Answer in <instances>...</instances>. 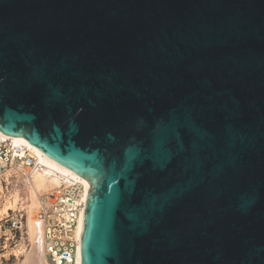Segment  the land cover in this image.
Segmentation results:
<instances>
[{
    "label": "water",
    "instance_id": "water-1",
    "mask_svg": "<svg viewBox=\"0 0 264 264\" xmlns=\"http://www.w3.org/2000/svg\"><path fill=\"white\" fill-rule=\"evenodd\" d=\"M0 132L90 183L81 264H264V0H0Z\"/></svg>",
    "mask_w": 264,
    "mask_h": 264
},
{
    "label": "built area",
    "instance_id": "built-area-1",
    "mask_svg": "<svg viewBox=\"0 0 264 264\" xmlns=\"http://www.w3.org/2000/svg\"><path fill=\"white\" fill-rule=\"evenodd\" d=\"M36 170L41 167L30 147L0 137V196L4 197L11 188L21 187L22 180ZM87 198L79 181L62 182L60 187L39 196L36 219L41 226L47 264H78L81 243L78 226L84 218ZM25 219V210L17 208L0 220V254L26 240Z\"/></svg>",
    "mask_w": 264,
    "mask_h": 264
},
{
    "label": "bare ground",
    "instance_id": "bare-ground-1",
    "mask_svg": "<svg viewBox=\"0 0 264 264\" xmlns=\"http://www.w3.org/2000/svg\"><path fill=\"white\" fill-rule=\"evenodd\" d=\"M0 137H8L15 144H23L30 147L37 156V164L41 170L32 171L25 180H22V185L27 189V196L29 203L26 205L20 198L19 193H9L3 198V203L0 205V220L7 216L9 212L15 211L17 208L25 210L27 214L25 221V235L27 237V250L23 258L18 264H47L42 247L41 226L36 219V211L39 205V196L42 193L48 192L54 188L60 187L62 182L70 183L72 181H79L85 188L86 198L91 190V185L87 179L79 176L75 172L57 164L47 156H45L37 148L31 146L25 139L19 136H7L0 132ZM1 198V196H0ZM2 199V198H1ZM83 216L79 222L78 233L83 232ZM19 252L15 255L19 257ZM78 264H81L79 253Z\"/></svg>",
    "mask_w": 264,
    "mask_h": 264
},
{
    "label": "rangeland",
    "instance_id": "rangeland-1",
    "mask_svg": "<svg viewBox=\"0 0 264 264\" xmlns=\"http://www.w3.org/2000/svg\"><path fill=\"white\" fill-rule=\"evenodd\" d=\"M14 192L19 193V196H20V198L23 199L22 201L24 202V204L27 205L29 203L28 196L26 193L27 189H26V187H24V185H22L19 188L18 187L17 188H11V190H9V193H14ZM8 194H6V195H8ZM6 195H4V197ZM4 197L1 196L2 199L0 198V205H2V203L4 201L3 200ZM9 214H10V212H9ZM26 217H27V214H26ZM25 221H26V219H25ZM16 245H17L16 247L11 246L10 248H6V250L0 254L1 255L0 256V264H18L21 261V259L24 256L23 252H25L28 249L27 248V246H28L27 237H26V240H22L19 243H17ZM15 252L20 253L19 257H17L15 255Z\"/></svg>",
    "mask_w": 264,
    "mask_h": 264
}]
</instances>
